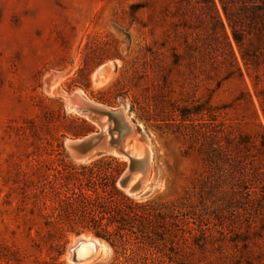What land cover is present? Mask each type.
I'll return each instance as SVG.
<instances>
[{
    "label": "rangeland",
    "instance_id": "obj_1",
    "mask_svg": "<svg viewBox=\"0 0 264 264\" xmlns=\"http://www.w3.org/2000/svg\"><path fill=\"white\" fill-rule=\"evenodd\" d=\"M75 92L125 106L145 137L152 187L131 196L122 174L117 186L155 210L174 203L156 226L173 257L161 264H264V0H0V264H76L80 237L101 248L78 264H132L90 228L59 229L55 169L104 157L68 155V139L100 130L70 108Z\"/></svg>",
    "mask_w": 264,
    "mask_h": 264
},
{
    "label": "trees",
    "instance_id": "obj_2",
    "mask_svg": "<svg viewBox=\"0 0 264 264\" xmlns=\"http://www.w3.org/2000/svg\"><path fill=\"white\" fill-rule=\"evenodd\" d=\"M110 93V90L104 91L98 100L113 106L114 102L111 101ZM135 108L134 104L131 105L130 112H134ZM138 108L141 109L143 106ZM139 118L143 117L139 116ZM79 121L87 126L86 120ZM106 161L116 165L111 168H102L101 163ZM63 167L55 169L56 182L51 185L58 190L59 197L62 193L64 194L58 214L62 220L60 230L67 226V231L78 233L79 228H90L97 236L108 240L117 250H125V255L126 251L130 250L126 259L132 261V264H146V260H150L153 264L173 262L171 256L163 259L165 243L168 239L157 232L156 226L163 224L164 227L167 218L160 214L172 213L175 210L172 207L174 203L170 202L171 206L167 204L155 210L152 201L136 202L125 195L117 186V180L125 170L126 162L113 156H104L94 161L92 166L75 167L72 164H64ZM94 167L100 168L91 171ZM65 168L69 169L66 173ZM78 169H90L91 172L79 174ZM75 179L79 181V184L70 186V181ZM192 231L193 227L189 223L181 229L185 244L192 236ZM132 240L135 244L131 243ZM172 244L177 247L178 243L172 242ZM183 251H186V246ZM171 252L176 254L173 249Z\"/></svg>",
    "mask_w": 264,
    "mask_h": 264
},
{
    "label": "water",
    "instance_id": "obj_3",
    "mask_svg": "<svg viewBox=\"0 0 264 264\" xmlns=\"http://www.w3.org/2000/svg\"><path fill=\"white\" fill-rule=\"evenodd\" d=\"M101 72L98 74L101 75ZM68 99L74 103L70 107L72 110L100 128L81 138L68 139L65 146L69 157L75 162H86L105 155L125 158L129 164L119 178L120 188L131 196L144 194L151 188L152 183L147 179L150 168L148 144L127 119L126 107L110 109L87 98L81 101L76 92L68 95ZM136 140L142 141L140 154L135 151Z\"/></svg>",
    "mask_w": 264,
    "mask_h": 264
},
{
    "label": "bare ground",
    "instance_id": "obj_4",
    "mask_svg": "<svg viewBox=\"0 0 264 264\" xmlns=\"http://www.w3.org/2000/svg\"><path fill=\"white\" fill-rule=\"evenodd\" d=\"M99 71H102L101 75L98 74ZM111 72H112L111 64L108 63L101 66L94 75L95 82L97 84L103 83L111 75ZM48 91L52 93V88H49ZM76 95L81 101H84L86 99L82 95V92H76ZM65 98L68 104L70 105V107H72L74 103L68 99V96H65ZM150 157H151V149L148 146V157H147L148 164L150 163ZM70 247H71L70 253L68 252L69 257L71 258V260H73V262H77L76 264L86 263L93 260L97 256L101 248L96 240L91 239L89 237L78 238L76 241H74V243Z\"/></svg>",
    "mask_w": 264,
    "mask_h": 264
}]
</instances>
